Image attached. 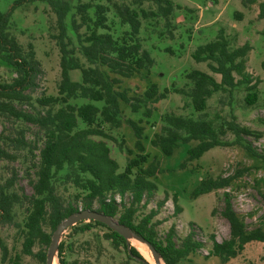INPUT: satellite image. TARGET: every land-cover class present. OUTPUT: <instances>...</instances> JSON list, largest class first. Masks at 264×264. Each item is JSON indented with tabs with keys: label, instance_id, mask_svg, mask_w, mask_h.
Returning a JSON list of instances; mask_svg holds the SVG:
<instances>
[{
	"label": "trees",
	"instance_id": "16d2710c",
	"mask_svg": "<svg viewBox=\"0 0 264 264\" xmlns=\"http://www.w3.org/2000/svg\"><path fill=\"white\" fill-rule=\"evenodd\" d=\"M32 1L35 0H16L7 11L0 10V58L16 74L11 82L0 81V121L30 123L42 133L31 195L24 196L15 188L16 179L13 175L3 182L0 180V225L14 222L15 206L27 199L29 208L23 229L22 252L33 254L34 246L41 244L45 249L39 251L37 256L46 262L47 250L56 227L74 212L94 209L114 217L138 236L153 243L166 264H181L201 250L204 242L197 239L194 232H190L178 244L175 227H171L165 239L160 240L157 229L159 222L153 220L156 211L152 210L143 217L138 215L143 200L152 198L158 190L156 179L162 172L159 157L151 156L146 148L148 120L154 115L155 105L170 92L185 93L190 97L195 111L200 114L165 113L161 117L160 130L151 139L154 147L164 155L171 156L181 143L196 141L197 144L188 149L181 168H186L215 146L230 145L243 147L264 163V153L249 139L251 136L260 138V133L239 123L235 116L223 123L219 130L214 120L205 113L207 101L215 92L232 93L241 84L249 91L245 102L248 105L256 103L258 80L247 69L251 44L246 42L231 49L229 38L221 32L214 40L199 45L192 53L196 62H207L213 73L220 74V81L210 72L194 69L187 75L192 83L188 90L174 86L172 89L167 87L161 90L153 83L141 92L137 87L127 84V80L144 71L149 74L155 59L142 48L139 37L141 20L137 9L126 2H113L112 6L121 23L131 28L126 32L128 38L121 41L110 32L108 6L91 5L80 0L76 6L79 20L74 15L72 19V27L78 37L76 45L69 35L67 25V17L73 9L72 1L47 0L56 15L51 36L61 53V80L58 94L37 97L36 106L32 102V92L38 87L42 64L34 43L24 46L11 31L15 9ZM129 1L139 6L145 2L154 3L157 14L165 19L168 26L171 25L175 10L180 8L173 0ZM241 1L245 6L258 4L259 17H264V0ZM92 6L95 8L94 16L89 13ZM91 22V32L82 34V26ZM99 29L105 31L99 32ZM78 53L83 55L88 64L82 61ZM73 70H80V81L72 78ZM79 98L85 101L80 104L73 102ZM26 105L34 106L35 111L27 109ZM140 111L141 116L136 117L134 114ZM103 124L123 129L124 133L131 132L132 147L126 144L124 135L118 140L104 129ZM223 131L232 133L234 140L223 139ZM108 140L114 141L122 151H126L127 165L124 170H120V163L112 156ZM30 147L31 143L26 139L23 128H15L14 133L0 129V161H14L19 153ZM241 173L237 170L227 176L204 178L191 195L197 197L230 187ZM61 184L71 185L79 193L73 199L65 200L59 193ZM261 194L264 198V193ZM173 202L176 211L182 212L178 194L173 195ZM222 215L230 225L229 237L218 241L215 235H211L212 247L209 252L219 257L222 264H227L241 254L249 242H264V229L260 226L248 228L234 207L230 192L224 194ZM77 224L73 226L75 232L93 225L106 227V238L115 246L124 247L129 259L136 264H149L136 247L104 223L90 219ZM67 248L66 242L62 240L58 248L59 263L77 264L76 261L67 260ZM0 249L2 261L5 262L10 250L1 236Z\"/></svg>",
	"mask_w": 264,
	"mask_h": 264
},
{
	"label": "rangeland",
	"instance_id": "374dc122",
	"mask_svg": "<svg viewBox=\"0 0 264 264\" xmlns=\"http://www.w3.org/2000/svg\"><path fill=\"white\" fill-rule=\"evenodd\" d=\"M16 0H0V10L7 11ZM73 9L67 17L69 35L74 43L78 44V37L72 27L75 16L79 20L76 6L80 0H71ZM91 5L104 4L108 6V24L111 33L118 40L128 38L130 25L122 24L115 8L114 1L126 2L140 13L141 28L139 37L142 48L149 51L155 63L148 74L146 71L127 80V84L143 91L146 87L156 83L161 90L165 88H184L188 90L192 83L188 74L194 69H201L215 75L221 80V75L213 73L207 62H196L192 57L194 50L201 44L214 40L223 32L230 41L231 49L246 42L252 46L247 60V69L258 80L256 88L257 101L248 105L245 98L248 90L245 85L237 86L232 93L225 91L215 92L207 101L205 113L214 120L220 130L226 121L236 120L249 127L255 133H260V138L249 137L255 146L264 153V17H259L258 4L245 6L241 0H173L177 8L172 16L171 25L168 26L163 17L157 14V6L152 2L143 5H134L129 0H81ZM95 8L89 9L94 16ZM145 13V14H143ZM74 15V16H73ZM56 15L51 10L47 0H35L15 9L11 19V31L27 46L33 42L37 57L42 64V74L38 79V87L32 92L33 103L35 99L43 96H56L61 80L60 49L51 36L54 32L53 23ZM92 22L80 29L82 34L90 33ZM105 29H99L104 32ZM82 61L88 64L81 53ZM16 76L14 69L0 58V81L11 82ZM71 76L74 80H81L80 70H73ZM239 77V76H237ZM82 98L73 100L82 103ZM27 109L35 111L34 106L26 105ZM154 115L149 118L146 130V148L151 156H157L161 162L162 172L156 182L158 190L150 199L143 200L138 215L143 217L152 210L156 211L154 221H158V236L164 240L171 227H175V239L178 244L190 232H194L197 239L204 242V247L196 254L182 261L181 264H222L219 257L210 255L212 247L211 235L218 241L229 237L230 225L222 215L224 208V194L230 192L234 207L239 211L249 229L258 226L264 229V163L262 160L249 154L239 145L215 146L205 152L199 159L193 160L186 168H181V163L187 156L189 148L197 144L196 141L181 143L173 155L166 156L162 151L151 144L155 132L160 130L162 116L165 113L198 116L189 96L185 93L170 92L166 98L155 105ZM141 116V111L134 114ZM84 126V124H82ZM104 129L118 140L123 135L126 144L132 147L133 134L123 129L112 128L103 124ZM14 133L15 128H23L26 139L31 143L29 149L23 150L14 161H0V180L3 182L12 175L15 176V188L30 196L33 192L32 182L35 176V164L39 147L42 145V133L30 123L16 121H0V129ZM225 140H234V135L224 132L221 136ZM112 156L120 163V170L127 165L126 151H122L118 144L108 140ZM248 168V170H245ZM237 170L242 173L230 187L217 189L197 197L191 195L192 191L200 184L201 180L211 176L230 175ZM59 193L65 200L73 199L79 191L71 185L61 184ZM178 194L179 205L182 212L176 211L173 195ZM126 197V201L129 200ZM119 200L120 197L118 196ZM97 206V204H95ZM28 200L15 206L14 222L0 225V236L8 245L10 254L8 259L2 261L0 249V264H46L42 262L37 253L44 250L41 244H36L33 254L22 252L23 229L28 215ZM77 225H80L77 224ZM49 232L50 230L47 229ZM108 229L101 225L89 226L84 230L74 231L73 226L64 231L61 241H65L68 248L66 258L76 261L77 264H136L129 259L124 247H117L106 238ZM131 245L139 250L138 245L130 241ZM48 251V250H47ZM143 257H145L143 255ZM146 258V257H145ZM148 260V259H147ZM17 261V263L15 262ZM149 261V260H148ZM227 264H264V242L251 241L241 254L231 259Z\"/></svg>",
	"mask_w": 264,
	"mask_h": 264
},
{
	"label": "water",
	"instance_id": "95a60500",
	"mask_svg": "<svg viewBox=\"0 0 264 264\" xmlns=\"http://www.w3.org/2000/svg\"><path fill=\"white\" fill-rule=\"evenodd\" d=\"M90 219L98 220V221L104 223L105 225H107L111 229L115 230L120 235H122L128 242H130V239H129L130 235H134L136 238L145 242L149 246V248L151 249V251L153 252V254L155 255L157 260L161 259L164 262L160 252L154 246V244L151 243L150 241L144 240L143 238L138 236L128 226L120 223L114 217H112L110 215H106V214L99 212L97 210L82 209V210H79L78 212H74V213L70 214L65 220H63L56 227L55 231L52 234L51 243H50V246H49L48 251H47L46 264H54L55 257L58 258V248H59V244L61 242V237H62L64 231H66L70 227L76 225L78 222H80L82 220H90ZM145 260L149 264H152L146 258H145ZM58 261H59V258H58ZM164 264H166V263L164 262Z\"/></svg>",
	"mask_w": 264,
	"mask_h": 264
},
{
	"label": "bare ground",
	"instance_id": "6f19581e",
	"mask_svg": "<svg viewBox=\"0 0 264 264\" xmlns=\"http://www.w3.org/2000/svg\"><path fill=\"white\" fill-rule=\"evenodd\" d=\"M130 241L134 243L135 245H138L139 250L143 253V255L146 257V259L149 260L150 263L152 264H164V262L159 259L157 260L149 246L141 241L140 239L136 238L134 235H130L129 237ZM54 264H59L58 258L55 257L54 259Z\"/></svg>",
	"mask_w": 264,
	"mask_h": 264
}]
</instances>
